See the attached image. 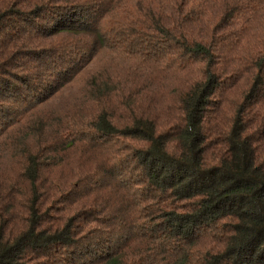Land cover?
Returning a JSON list of instances; mask_svg holds the SVG:
<instances>
[{
  "label": "trees",
  "instance_id": "16d2710c",
  "mask_svg": "<svg viewBox=\"0 0 264 264\" xmlns=\"http://www.w3.org/2000/svg\"><path fill=\"white\" fill-rule=\"evenodd\" d=\"M0 264H264V0H0Z\"/></svg>",
  "mask_w": 264,
  "mask_h": 264
},
{
  "label": "rangeland",
  "instance_id": "374dc122",
  "mask_svg": "<svg viewBox=\"0 0 264 264\" xmlns=\"http://www.w3.org/2000/svg\"><path fill=\"white\" fill-rule=\"evenodd\" d=\"M99 57H100L99 63H100L101 66H104L106 63H108L110 61V59L108 60V57L106 56L105 53L104 54H100Z\"/></svg>",
  "mask_w": 264,
  "mask_h": 264
}]
</instances>
